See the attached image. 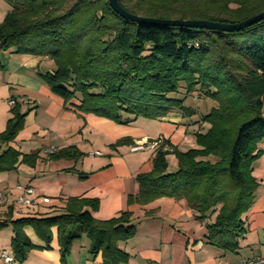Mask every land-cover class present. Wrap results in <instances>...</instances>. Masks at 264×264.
<instances>
[{
	"label": "trees",
	"instance_id": "trees-1",
	"mask_svg": "<svg viewBox=\"0 0 264 264\" xmlns=\"http://www.w3.org/2000/svg\"><path fill=\"white\" fill-rule=\"evenodd\" d=\"M9 10L0 22V50L46 56L55 69L40 74L51 92L85 114L128 124L133 118L156 119L172 110L187 115L186 98L199 94L215 102L200 120L208 124L194 135V148L181 152L163 141L155 149L152 169L136 175L138 192L127 204H147L167 197L185 199L207 224V241L227 252L238 249L246 233L243 215L251 208L259 183L252 164L264 141V20L240 31L168 27L127 21L108 0H4ZM126 12L161 19L239 23L264 11V0H118ZM250 33V36H242ZM182 88V89H181ZM182 90V99L170 94ZM0 133V143L14 140L26 112L15 101ZM133 144L122 138L111 148ZM167 146L166 149H163ZM177 169L167 171L166 155ZM81 153L68 147L49 159H73ZM36 152L21 155L8 147L0 152V172L18 164L34 167ZM98 200L70 197L62 213L48 217L0 218V231L11 226L13 259L22 264L40 248L23 228L31 226L45 242L57 228L60 260L65 264L71 244L83 235L89 253H100L102 264H121L128 254L118 246L132 238L131 214L122 211L97 220L91 214Z\"/></svg>",
	"mask_w": 264,
	"mask_h": 264
},
{
	"label": "crops",
	"instance_id": "crops-1",
	"mask_svg": "<svg viewBox=\"0 0 264 264\" xmlns=\"http://www.w3.org/2000/svg\"><path fill=\"white\" fill-rule=\"evenodd\" d=\"M9 8L0 3V22ZM54 69V63L46 56L0 50V133L11 116L9 100L14 99L19 110L26 112L23 128L13 141L0 143V152L11 147L21 155L38 154L34 167L21 163L12 171L0 172V192L7 196V202L0 204V218L8 209L13 220L48 217L62 213L70 197L92 198L98 200L97 210L91 211L97 220L110 219L122 211L131 214L136 233L118 244L128 254L127 262L121 264H235L240 259H264V141L258 144L260 158L252 164L259 186L251 208L242 217L246 233L239 238L235 252L224 251L207 241V224L213 222L215 215L197 219L185 199L162 197L147 204H127L128 195H135L139 189L136 175L151 171L159 144L139 151H131L130 147L162 138L171 148H194V135L208 128L200 118L215 102L206 97H189L184 102L190 107L187 115L175 110L152 120L130 116L128 124H117L82 113L74 103L51 92L40 74L52 73ZM122 138L131 139L133 144L110 147ZM68 147H74L81 155L49 159L51 152ZM94 151L101 154H89ZM170 160L167 171L174 172L177 160ZM17 185L33 187L37 196L46 197L49 202L32 209L19 207ZM23 231L40 248L27 253L22 264H62L56 227L51 229L47 246L31 226ZM12 235L11 226L0 231V252L13 257ZM89 246L85 235L74 241L65 264H102L100 253L91 256ZM0 264L8 263L0 256Z\"/></svg>",
	"mask_w": 264,
	"mask_h": 264
},
{
	"label": "water",
	"instance_id": "water-1",
	"mask_svg": "<svg viewBox=\"0 0 264 264\" xmlns=\"http://www.w3.org/2000/svg\"><path fill=\"white\" fill-rule=\"evenodd\" d=\"M110 8L118 14L120 17L127 21L135 23H150L154 25H162L168 27H186L193 29H208L215 30L220 32H232L243 30L253 24L258 23L261 20H264V11L249 17L239 23L234 24H222L218 22H212L207 20H179V19H161L153 17H144L133 15L125 11L122 6L119 4L118 0H108Z\"/></svg>",
	"mask_w": 264,
	"mask_h": 264
},
{
	"label": "built area",
	"instance_id": "built-area-1",
	"mask_svg": "<svg viewBox=\"0 0 264 264\" xmlns=\"http://www.w3.org/2000/svg\"><path fill=\"white\" fill-rule=\"evenodd\" d=\"M15 102L14 99L9 100V105H13ZM263 116H264V108H263ZM163 142L162 138H158L156 140H149L143 143L133 144L130 149L131 151H139L146 148L154 147ZM167 146H164L163 149H166ZM90 155H100L101 153L98 151L90 152ZM264 186V180H263ZM16 189L18 190V195L16 197V204L19 207L25 209H32L42 203H48L49 199L46 197H40L36 195L35 189L31 186H21L17 185ZM7 202V196L4 193L0 192V204H5ZM0 256L4 259V261L8 264H16V261L13 259L11 255H8L5 251L0 252ZM227 264V263H221ZM235 264H264L263 258H254V259H240Z\"/></svg>",
	"mask_w": 264,
	"mask_h": 264
},
{
	"label": "rangeland",
	"instance_id": "rangeland-1",
	"mask_svg": "<svg viewBox=\"0 0 264 264\" xmlns=\"http://www.w3.org/2000/svg\"><path fill=\"white\" fill-rule=\"evenodd\" d=\"M0 3H3L6 7H8L9 5L4 1V0H0ZM251 34L250 33H244V34H242V36H250ZM182 89V88H181ZM178 90L177 92H175V93H172V94H170V97L171 98H175V99H182V98H184L185 97V95L183 94V91L182 90ZM199 95H202L201 93H197V94H195V93H193L192 94V97H201V96H199ZM188 105H190V102L188 101ZM187 107V106H186ZM175 110H172V111H170V112H174ZM168 114V113H167ZM148 120H150V119H148ZM152 120V119H151ZM127 130H130V129H128L127 128ZM157 139V138H156ZM155 139V140H156ZM164 141V140H163ZM177 150H179V149H177ZM182 150H184V149H182ZM187 150H189V149H187ZM187 150H185V151H187ZM179 151H181V150H179ZM185 151H181V152H185ZM172 157V158H171ZM175 156L173 155V154H167L166 155V161L168 162H170L171 163V160L170 159H173ZM168 162V163H169Z\"/></svg>",
	"mask_w": 264,
	"mask_h": 264
}]
</instances>
